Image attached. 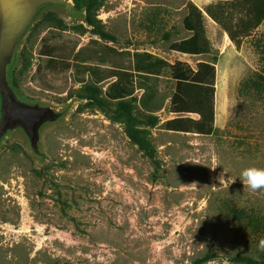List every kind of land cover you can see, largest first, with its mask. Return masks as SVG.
I'll return each mask as SVG.
<instances>
[{"label":"rangeland","instance_id":"obj_1","mask_svg":"<svg viewBox=\"0 0 264 264\" xmlns=\"http://www.w3.org/2000/svg\"><path fill=\"white\" fill-rule=\"evenodd\" d=\"M60 1L68 5L45 6L33 18L8 68L22 100L61 115L41 126L34 150L21 128L2 131L0 108V264H196L206 256L201 264H237L235 254L258 258L264 236L229 209L264 220V188L251 190L240 178L243 169H264V86L253 84L264 68V22L239 49L231 42L221 51L223 32L206 18L212 51L189 56L169 50L170 41L188 35L185 9L173 0H104L97 17L111 41L83 31V15L67 7L72 0ZM49 13L66 28L52 26L44 18ZM167 32L169 40L163 39ZM134 54L194 70L216 57L214 132L164 128L176 116L168 68L143 78L163 101L154 126L140 121L142 89L131 99L145 149L128 137L117 101L104 95L112 78L99 83L102 106L81 98L89 76L75 64L147 61Z\"/></svg>","mask_w":264,"mask_h":264},{"label":"trees","instance_id":"obj_2","mask_svg":"<svg viewBox=\"0 0 264 264\" xmlns=\"http://www.w3.org/2000/svg\"><path fill=\"white\" fill-rule=\"evenodd\" d=\"M173 1L177 8L185 9L182 25L188 35L170 41L169 50L189 56L208 55L212 51L205 24L207 17L228 35L236 49H239L243 40L255 33L264 22V0H217L207 4L203 9H200L191 0ZM103 3L104 0H72V7L83 15V23L87 26L84 28L83 25H80L83 31H89L101 39L111 41L114 40V37L104 29L102 21L97 17V12ZM44 18L58 29L66 28L65 21L57 18L53 13L44 15ZM169 38V32L163 35V39L169 40ZM119 53L123 54V52ZM140 55L147 57L144 64H138L131 58L126 62H111L104 67L85 62L75 64L76 72L89 76V81L82 87L84 90H82L81 98H87L96 105L102 106L104 99L100 97L99 83L112 78L113 80L107 86L104 95L109 101H117L119 112L127 120L126 133L128 137L140 148L145 149L142 131L135 127L134 121L137 119L133 116L131 99H133L136 89H142L139 104L143 114L140 121L154 126L157 123L154 113L162 108L163 101L156 100L155 92L143 78L144 76L156 77L162 70L168 68L175 81V89L170 96V105L171 111L176 116L165 121L164 128L178 132L212 134L215 130L214 93L217 58L200 62L194 70L184 62L176 61L170 64L149 54H134V58ZM253 84L258 87L264 86V68ZM193 114L198 117L193 118ZM229 214L233 219L243 222L247 227L253 228L264 236V220L255 219L243 209L231 208ZM207 260L206 256L197 260L196 264ZM231 261L237 264H264V250L258 258L235 254Z\"/></svg>","mask_w":264,"mask_h":264},{"label":"water","instance_id":"obj_3","mask_svg":"<svg viewBox=\"0 0 264 264\" xmlns=\"http://www.w3.org/2000/svg\"><path fill=\"white\" fill-rule=\"evenodd\" d=\"M68 5L60 0H0V108L4 110L2 131L21 128L30 145L37 149L39 130L47 122L57 120L61 113L50 106L22 100L8 79L16 47L33 18L48 5ZM75 11L71 6H67Z\"/></svg>","mask_w":264,"mask_h":264},{"label":"clouds","instance_id":"obj_4","mask_svg":"<svg viewBox=\"0 0 264 264\" xmlns=\"http://www.w3.org/2000/svg\"><path fill=\"white\" fill-rule=\"evenodd\" d=\"M240 178L251 190L264 188V169L254 167L243 169ZM260 248L264 250V241H261Z\"/></svg>","mask_w":264,"mask_h":264},{"label":"crops","instance_id":"obj_5","mask_svg":"<svg viewBox=\"0 0 264 264\" xmlns=\"http://www.w3.org/2000/svg\"><path fill=\"white\" fill-rule=\"evenodd\" d=\"M194 4H196L200 9H203L207 4L213 2V1H217V0H191ZM210 21H212L209 17H207ZM213 23H215L214 21H212ZM216 24V23H215ZM224 34H226L225 32H223V36ZM227 35V34H226ZM228 36V35H227ZM209 38V37H208ZM230 39V38H229ZM231 42V40H230ZM198 117V116H197Z\"/></svg>","mask_w":264,"mask_h":264},{"label":"built area","instance_id":"obj_6","mask_svg":"<svg viewBox=\"0 0 264 264\" xmlns=\"http://www.w3.org/2000/svg\"><path fill=\"white\" fill-rule=\"evenodd\" d=\"M230 43L231 42H230L229 37L226 34H224L223 40H222V43H221V46H220V50L224 51Z\"/></svg>","mask_w":264,"mask_h":264}]
</instances>
